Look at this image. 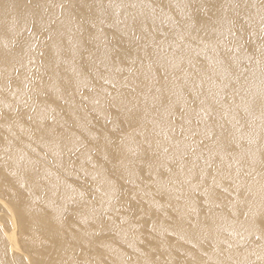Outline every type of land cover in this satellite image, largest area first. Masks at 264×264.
<instances>
[{
  "label": "bare ground",
  "instance_id": "bare-ground-1",
  "mask_svg": "<svg viewBox=\"0 0 264 264\" xmlns=\"http://www.w3.org/2000/svg\"><path fill=\"white\" fill-rule=\"evenodd\" d=\"M0 264H264V0H0Z\"/></svg>",
  "mask_w": 264,
  "mask_h": 264
}]
</instances>
